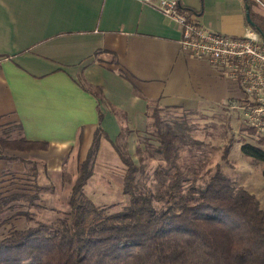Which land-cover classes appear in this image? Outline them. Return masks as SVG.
Wrapping results in <instances>:
<instances>
[{"label": "crops", "instance_id": "1", "mask_svg": "<svg viewBox=\"0 0 264 264\" xmlns=\"http://www.w3.org/2000/svg\"><path fill=\"white\" fill-rule=\"evenodd\" d=\"M255 1L254 12L264 15V0ZM180 2L211 30L243 36L252 26L243 0ZM180 38L177 22L140 0H0V130L21 124L27 139L48 142L42 150L6 149L44 163L25 179L64 184L65 161H77L80 145L85 158L101 127L108 137H101L93 176L98 163L124 165V180L127 167L113 142L126 127L129 152L136 153L138 137L146 135L148 100L195 110L203 101L225 103L240 94L214 65L185 51ZM87 84L101 87L104 100ZM25 163L0 159V176L10 167L24 170ZM20 217L25 226L16 228L29 224Z\"/></svg>", "mask_w": 264, "mask_h": 264}, {"label": "trees", "instance_id": "2", "mask_svg": "<svg viewBox=\"0 0 264 264\" xmlns=\"http://www.w3.org/2000/svg\"><path fill=\"white\" fill-rule=\"evenodd\" d=\"M243 1L253 27L264 40V15L254 12L255 0ZM178 4L200 24L197 10L183 6L180 0ZM119 73L131 78L123 68ZM85 87L104 100L101 87ZM178 110L195 112L148 100L145 146L137 147L139 161L129 152L128 128L123 127L113 142L127 167L123 192L128 200L118 212L96 205L84 190L93 175L101 137H108L101 127L95 130L79 163L69 210L62 216L50 221L32 214V208H45L39 195L45 186L35 184L37 191L32 194H0V213L11 203L26 199L28 208L14 215L29 221L26 227L12 228L0 239V264H264V208L260 199L220 164L206 167L209 158L203 151L197 153L203 141L192 135L186 115ZM102 118L100 111V121ZM259 141H243L241 151L264 165L263 134ZM47 147L48 142L27 139L21 124L0 130V159L30 162L35 170L36 161L9 155L6 149ZM229 150L226 147L224 159ZM145 158L158 162L156 182L150 185L140 177L146 174Z\"/></svg>", "mask_w": 264, "mask_h": 264}, {"label": "rangeland", "instance_id": "3", "mask_svg": "<svg viewBox=\"0 0 264 264\" xmlns=\"http://www.w3.org/2000/svg\"><path fill=\"white\" fill-rule=\"evenodd\" d=\"M238 98L239 95L229 97L225 103L203 101L201 106L195 109L194 113L184 114L180 110H178V113L186 115L187 124L192 128V135L203 141V148L200 147L201 149L197 153L203 151V154L209 158L206 167L214 168L216 164H220L240 184L253 187L264 204V165L260 162L252 161L243 155L241 151L243 141L260 144L261 134L248 127L249 125L242 116L241 108L231 107L230 103L227 102L229 99L238 100ZM137 142V146L144 148V136H139ZM226 147H229L230 152L228 158L224 159ZM83 148V145L79 146L77 161H72L70 165L65 161V183L62 185L57 183L48 184L46 190L40 191V200L45 205V208L35 207L31 209L32 214L37 219L55 220L69 210L72 186L78 174L79 163L84 158ZM134 155L135 159L139 161L137 151ZM68 156L69 154H65V160ZM40 162L41 164L43 163L42 161ZM144 164H146V174L139 176L142 177V181L150 185L156 182L154 171L158 162L145 158ZM110 165L113 166L108 167L98 163L96 172H94L95 175L90 177L91 181L89 180L90 182L85 186L84 190L96 205L103 206L113 213L124 207L128 196L122 191L124 181L122 179V170L125 169L124 165ZM24 167V170L10 167L2 171L0 176V194H32L37 191L35 183L25 179V176H29L33 172L32 163H25ZM51 188L56 189V192L51 191ZM27 204L26 199H19L0 213V239L10 229L17 226L23 227V217L14 214L21 210H26L28 208ZM35 221L32 224H35Z\"/></svg>", "mask_w": 264, "mask_h": 264}, {"label": "built area", "instance_id": "4", "mask_svg": "<svg viewBox=\"0 0 264 264\" xmlns=\"http://www.w3.org/2000/svg\"><path fill=\"white\" fill-rule=\"evenodd\" d=\"M160 10L181 27L182 48L206 60L233 81L240 92L238 100H228L242 110L244 121L264 135V40L249 26L243 36L211 30L179 8L178 0H140Z\"/></svg>", "mask_w": 264, "mask_h": 264}, {"label": "water", "instance_id": "5", "mask_svg": "<svg viewBox=\"0 0 264 264\" xmlns=\"http://www.w3.org/2000/svg\"><path fill=\"white\" fill-rule=\"evenodd\" d=\"M247 18H248L249 23H250L252 26H255V23L250 19V12H249L248 8H247Z\"/></svg>", "mask_w": 264, "mask_h": 264}]
</instances>
